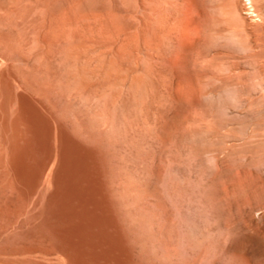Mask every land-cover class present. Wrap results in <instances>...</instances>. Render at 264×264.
Listing matches in <instances>:
<instances>
[{"label": "rangeland", "instance_id": "rangeland-1", "mask_svg": "<svg viewBox=\"0 0 264 264\" xmlns=\"http://www.w3.org/2000/svg\"><path fill=\"white\" fill-rule=\"evenodd\" d=\"M0 264H264V0H0Z\"/></svg>", "mask_w": 264, "mask_h": 264}, {"label": "bare ground", "instance_id": "bare-ground-1", "mask_svg": "<svg viewBox=\"0 0 264 264\" xmlns=\"http://www.w3.org/2000/svg\"><path fill=\"white\" fill-rule=\"evenodd\" d=\"M29 158H30V157H29ZM76 174H77V173H76ZM75 177H76V176H75ZM75 177H74V178H75ZM71 192H72V191H71ZM71 192H70V193H71ZM76 194H77V193H76ZM70 195H71V194H70ZM73 195H74V194H73ZM79 196H80V195H79ZM81 196H82V195H81ZM73 198H74V197H73Z\"/></svg>", "mask_w": 264, "mask_h": 264}]
</instances>
